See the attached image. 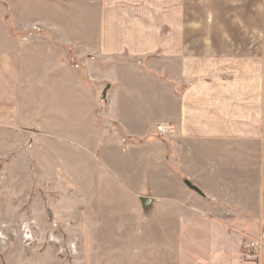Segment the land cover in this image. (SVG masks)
<instances>
[{
  "label": "rangeland",
  "instance_id": "1",
  "mask_svg": "<svg viewBox=\"0 0 264 264\" xmlns=\"http://www.w3.org/2000/svg\"><path fill=\"white\" fill-rule=\"evenodd\" d=\"M249 5L192 0L194 34L242 45ZM41 34L51 46L57 40ZM41 34L33 40L47 49ZM68 47H56L58 55L78 62ZM110 73L120 80L112 109L82 82L81 96L71 89L57 107L68 121H79L80 132L37 135L30 155L0 171V264H264V141L181 143L159 135V115L124 107L144 94L152 100V83L126 68ZM80 104L91 110L73 119ZM92 109L102 116L111 110L120 130L124 121L136 127L130 119L142 114L148 130L127 136L114 129L101 137ZM252 239L261 249L250 260L245 246ZM222 242L227 251L219 255Z\"/></svg>",
  "mask_w": 264,
  "mask_h": 264
},
{
  "label": "crops",
  "instance_id": "2",
  "mask_svg": "<svg viewBox=\"0 0 264 264\" xmlns=\"http://www.w3.org/2000/svg\"><path fill=\"white\" fill-rule=\"evenodd\" d=\"M249 6L250 33L241 45L194 34L192 0H0V171L27 155L37 135L80 132L79 121L57 107L71 89L80 97L82 82L112 109L120 83L112 68L152 83L153 101L144 94L124 107L159 115L157 133L158 124L169 123L181 143L264 141V0ZM18 27L28 34H14ZM45 32L57 37L53 46ZM37 33L51 47L40 48ZM67 45L78 62L58 55L56 47ZM90 110L80 104L72 117ZM92 110L101 137L148 130L142 114L130 119L136 127L124 121L120 130L111 110Z\"/></svg>",
  "mask_w": 264,
  "mask_h": 264
},
{
  "label": "built area",
  "instance_id": "3",
  "mask_svg": "<svg viewBox=\"0 0 264 264\" xmlns=\"http://www.w3.org/2000/svg\"><path fill=\"white\" fill-rule=\"evenodd\" d=\"M157 130L159 135L166 136V135H173L175 133V127L173 124L169 123H160L157 125ZM246 248V255L250 260L258 258V251L261 249V244L259 239H252L247 243L245 246Z\"/></svg>",
  "mask_w": 264,
  "mask_h": 264
},
{
  "label": "water",
  "instance_id": "4",
  "mask_svg": "<svg viewBox=\"0 0 264 264\" xmlns=\"http://www.w3.org/2000/svg\"><path fill=\"white\" fill-rule=\"evenodd\" d=\"M186 183L188 184V186H190L191 188L197 190V191H200L198 189V187H196L190 180H186Z\"/></svg>",
  "mask_w": 264,
  "mask_h": 264
}]
</instances>
